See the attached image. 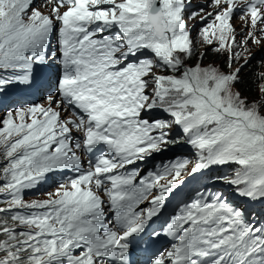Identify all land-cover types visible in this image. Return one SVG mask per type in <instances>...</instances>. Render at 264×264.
Here are the masks:
<instances>
[{
  "label": "snow or ice",
  "instance_id": "1",
  "mask_svg": "<svg viewBox=\"0 0 264 264\" xmlns=\"http://www.w3.org/2000/svg\"><path fill=\"white\" fill-rule=\"evenodd\" d=\"M258 57L264 0H0V264H135L141 244L144 264H264ZM170 145L194 160L129 168ZM226 165L237 200L197 191L152 227L187 176Z\"/></svg>",
  "mask_w": 264,
  "mask_h": 264
},
{
  "label": "rangeland",
  "instance_id": "2",
  "mask_svg": "<svg viewBox=\"0 0 264 264\" xmlns=\"http://www.w3.org/2000/svg\"><path fill=\"white\" fill-rule=\"evenodd\" d=\"M203 2H204V0H193V5H195L197 3H203ZM239 23L240 22H239L238 18L236 20H234V24L237 26L238 30H239ZM197 31H198V28L195 31H193L192 34L194 37H195ZM258 59H259V57L257 58V60L252 61V63L248 66V68L245 69V73H252L254 76H256L257 73L264 70V69H261L259 67L258 62H257ZM213 60H214V58L212 57V54L209 53V58L205 61V63L212 62ZM259 83L260 82L256 81L255 90H254L253 94H251L252 96L256 95V91L259 87ZM175 146L177 148V152H175L176 155H174V156H181L182 158L186 157L189 160H194L195 157H194L193 151L188 146H186V145H184V146L174 145V147ZM168 149H169V147H168ZM234 167H235L234 165H226V166H222V167H213L211 170H207L204 174L198 173V176H201L203 179L208 180V185L210 186V183H211L213 177L215 176V173H220L218 176H230L232 174ZM211 186L214 189H218L220 191H223L225 193V195L229 196L230 199H233V200L238 199L237 197L234 196L230 186H228L222 182L217 181L216 178L211 183ZM32 198L33 197L28 195L27 192L25 191L24 199L30 201V200H32ZM257 208H259L258 205H257Z\"/></svg>",
  "mask_w": 264,
  "mask_h": 264
},
{
  "label": "trees",
  "instance_id": "3",
  "mask_svg": "<svg viewBox=\"0 0 264 264\" xmlns=\"http://www.w3.org/2000/svg\"><path fill=\"white\" fill-rule=\"evenodd\" d=\"M248 75H247V77H246V79H247V81H248V83H249V86L251 87V89H252V93L251 94H253V92H254V90H255V86H256V81H255V79H254V75L252 74V73H247ZM247 94V93H246ZM252 96V95H251Z\"/></svg>",
  "mask_w": 264,
  "mask_h": 264
}]
</instances>
